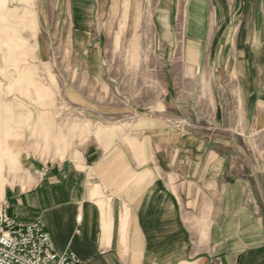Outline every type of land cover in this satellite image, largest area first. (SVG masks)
Instances as JSON below:
<instances>
[{
	"label": "crops",
	"instance_id": "obj_1",
	"mask_svg": "<svg viewBox=\"0 0 264 264\" xmlns=\"http://www.w3.org/2000/svg\"><path fill=\"white\" fill-rule=\"evenodd\" d=\"M184 2L161 0L154 18L183 53L182 91L165 96L159 118L106 147L75 146L30 189H9V214L41 219L56 253L81 264H264V0ZM188 110L205 126L181 119Z\"/></svg>",
	"mask_w": 264,
	"mask_h": 264
},
{
	"label": "rangeland",
	"instance_id": "obj_2",
	"mask_svg": "<svg viewBox=\"0 0 264 264\" xmlns=\"http://www.w3.org/2000/svg\"><path fill=\"white\" fill-rule=\"evenodd\" d=\"M184 1L176 0L179 11ZM160 2L0 0V158L18 154L26 171L3 174L0 202L9 189H30L75 146L106 147L146 117L158 119L165 96L182 91V50L172 51L154 25ZM182 36L178 22V45ZM202 113L180 118L203 127Z\"/></svg>",
	"mask_w": 264,
	"mask_h": 264
},
{
	"label": "built area",
	"instance_id": "obj_3",
	"mask_svg": "<svg viewBox=\"0 0 264 264\" xmlns=\"http://www.w3.org/2000/svg\"><path fill=\"white\" fill-rule=\"evenodd\" d=\"M47 166L41 169L40 178ZM81 264L71 251L58 254L41 219L22 223L9 214L8 203L0 202V264Z\"/></svg>",
	"mask_w": 264,
	"mask_h": 264
},
{
	"label": "bare ground",
	"instance_id": "obj_4",
	"mask_svg": "<svg viewBox=\"0 0 264 264\" xmlns=\"http://www.w3.org/2000/svg\"><path fill=\"white\" fill-rule=\"evenodd\" d=\"M32 85H34V87H35L36 95H38L39 97H43V95H42V89L43 88L41 89L40 87H38V85L35 82H32ZM48 138L49 137H47V140H48ZM8 146H12V145H8ZM14 146L15 145H13L12 147L14 148ZM6 147H7V145H6ZM0 148H2V147H0ZM10 149H11V147H10ZM5 150L7 151V149H5ZM1 158H3V156ZM1 158H0V197L2 196V187L8 181L7 180L8 178H6V177L4 178L3 174H7L8 176L11 175V176H13V179H16V178L20 177V175H24L25 176V173H26V171L24 170V168L22 166L21 160H19L18 154H16L14 158H7V160H6L7 162L5 164L3 162L4 158H3V160H1ZM4 165L7 166V167H4Z\"/></svg>",
	"mask_w": 264,
	"mask_h": 264
}]
</instances>
